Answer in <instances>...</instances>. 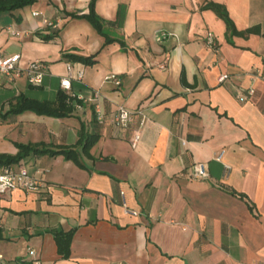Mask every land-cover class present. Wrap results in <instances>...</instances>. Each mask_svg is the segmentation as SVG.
<instances>
[{
    "label": "crops",
    "instance_id": "obj_1",
    "mask_svg": "<svg viewBox=\"0 0 264 264\" xmlns=\"http://www.w3.org/2000/svg\"><path fill=\"white\" fill-rule=\"evenodd\" d=\"M90 1L35 0L0 13V50L20 53L24 68L35 59L47 65L41 85L24 70L15 80L0 74V153L18 154V143L68 146L81 161L33 151L19 162L42 186L0 197V250L10 264L29 261L34 249L43 264H264V0H97L117 38L109 44L89 19L71 15L88 12ZM210 2L242 32L230 35ZM12 25L29 33L11 35ZM253 28L260 31L246 32ZM56 29L52 40L37 34ZM157 29L169 36L157 40ZM65 52L96 55L97 63ZM114 74L120 84L108 80ZM252 86L251 99L237 98ZM62 90L75 106L68 116L30 109L1 117L21 94L55 101ZM98 91L108 117L125 105L136 121L99 123ZM88 132L100 137L87 151ZM202 161L211 176L191 178ZM123 199L139 213L128 214ZM63 231H74L68 256L56 240Z\"/></svg>",
    "mask_w": 264,
    "mask_h": 264
},
{
    "label": "built area",
    "instance_id": "obj_2",
    "mask_svg": "<svg viewBox=\"0 0 264 264\" xmlns=\"http://www.w3.org/2000/svg\"><path fill=\"white\" fill-rule=\"evenodd\" d=\"M35 16L41 15V11H35L33 12ZM46 21H48L45 18ZM52 24V23H51ZM7 32L11 35L15 36H23L24 34H28L29 31H21L20 29L16 28V25H12L9 27H6ZM215 33L211 32L210 35L207 36V42L210 46L216 44L215 42ZM169 36V33L166 31H163L161 29H157L155 32V38L157 40H164ZM21 54L17 53L13 56H8L3 53L2 50H0V74L8 76L11 80H15L16 76H19L21 72L24 70L26 72V75L28 79L30 80V83L41 85L44 81V69L47 67L46 63L40 61V60H31L28 62L29 64L26 66V68L23 67L21 63ZM73 64L72 62L69 63L68 70L70 73L72 72ZM78 77L79 79L84 78V72L82 70L78 71ZM230 74H225L221 76L220 82H225L229 78ZM72 74L69 75V77H64L61 81L62 86L65 88V90H70L72 87ZM108 80H115L117 84L121 83L122 78L117 75H110L108 77ZM257 87H247L246 89H241V91L238 92L237 98H239L241 101H245L248 99H251V97L255 94ZM100 92L98 91L96 95H94V100L96 101V117L99 121V123L106 122L107 120H110L112 124L115 126H120L123 128L129 127L131 123L136 121V113L133 109L127 106H120L117 108V110L108 117L107 112L104 110V106L102 103L98 102ZM148 120L147 115L143 114V119L139 123L138 126L134 128L135 132L132 136V143L136 144L140 141L141 136L143 135V127L145 122ZM224 150L217 152V158L222 159L224 157ZM211 176L210 169L208 167V163L205 161L202 162H194L191 165V178L195 179H202V178H208ZM42 186V182L39 177L32 174L27 165L25 163H18L15 165L12 164H1L0 163V197L5 196V194L14 193L19 188L26 189L28 191L38 190L39 187ZM123 195H125V191L122 192ZM124 201V208L125 211L128 214H138L139 210L135 208H131L128 201L123 199ZM36 249L32 250L30 252L31 259L28 261V259H22L20 260L19 264H43L40 259L37 258ZM0 264H10L8 258L5 256L4 252L0 250Z\"/></svg>",
    "mask_w": 264,
    "mask_h": 264
},
{
    "label": "trees",
    "instance_id": "obj_3",
    "mask_svg": "<svg viewBox=\"0 0 264 264\" xmlns=\"http://www.w3.org/2000/svg\"><path fill=\"white\" fill-rule=\"evenodd\" d=\"M35 0H0V13L2 11H12L17 8H24L26 5L31 4ZM97 0H91L89 2L90 4V10L88 12H85L83 14H77L76 12H71L72 16L77 17H85L89 19L92 23V25L102 32L105 36V43L109 44L113 40H116L117 38L113 35H111L107 31V21L105 18H103L96 10H97ZM207 7H212L217 11V13L223 17L227 23V27H229L230 35L239 34V32H242L241 30H238V28L234 25L232 21V17L227 12L226 8L222 5H219L216 2H210V4L207 5ZM260 31L258 28L249 29L246 32H253V31ZM41 37H43L45 40H52L55 39L59 35V29L50 31L48 33H41L38 32ZM264 36V33H263ZM62 56L67 60H78L83 63L87 64H96V55H78V53L75 52H65L62 54ZM70 95L66 93V91L62 90L60 94L58 95L57 100L52 101L51 99H44L40 100L37 99V97L32 96H26L21 94L20 97L17 98L16 102L12 105V109L2 113L1 117H7L8 115L20 113L34 110L38 112V114L44 115L49 114L55 117L59 116H68L73 112V109H75L74 104L70 103ZM98 137H100L99 133L95 132H88L87 134L83 133V136L81 137V141L83 143V146H85V150H90L96 143ZM18 148H20L18 154L11 155V153H0V163L1 164H18L24 157L31 154L33 151L39 154H45L50 153L53 155H59L60 153L64 154L68 159H75L79 162H81L78 158V151L76 147H68V146H61L60 149H53L52 147H42L38 144H24V143H18ZM74 236V231H68V232H62L57 234L56 240L57 244L59 246V253L63 256H68L71 251V238Z\"/></svg>",
    "mask_w": 264,
    "mask_h": 264
}]
</instances>
